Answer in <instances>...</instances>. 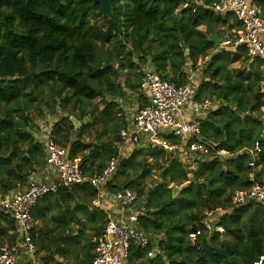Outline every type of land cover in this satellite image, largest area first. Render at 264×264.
Returning a JSON list of instances; mask_svg holds the SVG:
<instances>
[{"label":"trees","instance_id":"1","mask_svg":"<svg viewBox=\"0 0 264 264\" xmlns=\"http://www.w3.org/2000/svg\"><path fill=\"white\" fill-rule=\"evenodd\" d=\"M179 1L111 0L107 19L92 0H0V196L26 188L45 166L49 143L78 159L85 177L99 172L128 125L120 103L132 96L138 109L146 104L140 91L145 71L180 86L188 82L189 67L200 68L193 100L214 106L201 123V136L227 155L200 161L189 173L173 153L135 148L119 161L103 197L132 189L145 203L137 202L135 209L144 211L135 226L151 244L131 247L127 264H264V206L231 204L235 192L251 187V173L264 177L262 61L251 60L242 47L220 46L241 30L231 14L181 10ZM256 2L264 19V0ZM199 59L205 61L198 67ZM239 62L244 67H230ZM42 107L49 115L65 114L44 143L31 134L37 131L34 115L44 118ZM70 118L82 125L76 129ZM88 130L95 133L94 146L83 140ZM256 143L258 159L250 167L251 155L242 150ZM152 169L159 171L158 180L146 189L143 178ZM171 186L181 188L175 198ZM98 194L84 182L37 202L32 242L40 264H90L109 220L106 211L113 218L120 210L108 203L95 207ZM216 210L214 224L222 231L191 240L204 213ZM15 239L14 221L0 210V248ZM150 251L153 257H147Z\"/></svg>","mask_w":264,"mask_h":264},{"label":"built area","instance_id":"2","mask_svg":"<svg viewBox=\"0 0 264 264\" xmlns=\"http://www.w3.org/2000/svg\"><path fill=\"white\" fill-rule=\"evenodd\" d=\"M179 8L185 10L196 7L204 8L212 13L224 16L231 14L240 24L241 30L236 32L233 41H227L231 49L242 47L251 60H261L264 69V19L259 16L256 0H180ZM193 75L189 73L188 82L177 86L161 79L153 71H145L140 81V91L146 99V104L138 109L127 128L119 131L120 143L116 153L112 154L103 169L85 177L79 166V160H70L68 151L55 144L46 146L45 165L56 174L53 182H40L29 179L28 185L22 191L9 196H0V210L9 214L16 227L14 244L0 248V264H18L21 256L24 264H40L36 249L32 242L34 221L31 212L37 202L45 195L56 193L62 187H73L88 182L98 191V198L93 205L105 209V203L116 206L119 210L118 219L111 218L104 226L102 236L97 240L92 252L90 264H127L129 249H146L151 244L149 237L135 225L137 216L144 209L132 210L138 202L137 192L123 189L105 195V187L112 180L117 171L123 151L131 147L149 146L151 149H162L173 153L184 151L189 155L187 165L189 173L196 171L200 161L214 156H225V152H217L213 145L201 136V123L209 111L213 110V103L196 102ZM188 114V118L187 115ZM166 136L176 139L171 143ZM251 155L250 167L258 159L259 146L243 149ZM252 185L244 191H237L231 197V204L242 206L247 203H258L264 206V177L255 179V173L249 175ZM106 198V200H105ZM125 210L131 212L124 214ZM219 212V211H218ZM217 211H207L201 222V228L189 235L194 240L202 233L221 232V228L214 224L218 220ZM152 251L147 257H153ZM38 257V258H37ZM254 264H263L260 259Z\"/></svg>","mask_w":264,"mask_h":264},{"label":"rangeland","instance_id":"3","mask_svg":"<svg viewBox=\"0 0 264 264\" xmlns=\"http://www.w3.org/2000/svg\"><path fill=\"white\" fill-rule=\"evenodd\" d=\"M220 31L225 33L226 32V27L221 28ZM220 46L223 47L224 50L229 49V46L227 45V42H224L223 41L220 44ZM212 52L214 53L215 51H212ZM206 59H208V57ZM204 61H205V59H203V60L199 59L196 66H198V67L199 66H202V64H203ZM230 67L231 68H234V69H240V68L244 67V65H243V63L239 62V63H235V64L231 65ZM252 67H255V64ZM261 69H263V68H261ZM187 71H189L190 74L191 73L193 74V76H192L193 77V80H199L200 79V76H201L200 75L201 74L200 68H197L196 70H192L189 67V70H187ZM260 85H261V91H264V80L261 81ZM120 104H121V106H120L121 109L123 110L124 114L126 115V120L128 122L131 121V119L136 114V112L138 110V107L140 105V102L138 101L137 97L128 96ZM41 109H42V113L44 115V118H39L37 116V114L34 115V125H35L37 131L34 130L33 132H31V134H33L36 139H39L41 142L44 143L48 139L49 132H50V130L52 128V125L55 122H57L61 117L65 116V114H63V113H61V112L58 111L56 113V115H49V114L46 113V110L43 107ZM262 111H264V108H262ZM97 130L99 131L100 129L97 128ZM94 136H95V133L88 130V131H86L85 135L83 136V140L85 141V143H89L92 146H94V144H95ZM141 146L139 148L146 147L144 145H143V147H141ZM135 148H138V147H135ZM135 148L134 147H131L127 151H123V157L125 158V157L130 156L131 153L133 152V150ZM173 155L175 156V158H177L182 163L184 169L187 172H189L187 170V165H188V163L190 161V157L186 153V151H184L183 154H179V151H175V152H173ZM225 156H221V157H225ZM158 176H159V171H156V170L152 169L150 171V173L147 174L143 178V183H144L145 188L147 189V188L153 186V183L154 182L156 183V181L158 180ZM136 177L137 176L134 175V176H132V179L135 180ZM138 202L141 203V201H138ZM137 204L138 203H136V205L133 206L132 210H134L137 207ZM144 205H145V203L142 202L141 203V206L144 207ZM113 208L116 209V210H118V208L116 206H113ZM128 211L125 210L124 214H127ZM216 211H220V210H216ZM118 214L120 215L121 213H118Z\"/></svg>","mask_w":264,"mask_h":264},{"label":"crops","instance_id":"4","mask_svg":"<svg viewBox=\"0 0 264 264\" xmlns=\"http://www.w3.org/2000/svg\"><path fill=\"white\" fill-rule=\"evenodd\" d=\"M186 116L188 118V114ZM30 179L35 180V181H40V182H53L56 180V174L51 168H49L45 165V166H42L40 168H37L35 170V172L32 174V176L30 177ZM20 191H22V190L11 191L8 195L11 196V195H14ZM115 212H117V211H115ZM118 213H119V211H118ZM118 213L116 216L113 215L114 219L119 218ZM56 260L58 262H62V259L56 258ZM18 264H24V257L21 256V259H20Z\"/></svg>","mask_w":264,"mask_h":264},{"label":"water","instance_id":"5","mask_svg":"<svg viewBox=\"0 0 264 264\" xmlns=\"http://www.w3.org/2000/svg\"><path fill=\"white\" fill-rule=\"evenodd\" d=\"M93 3L98 4L99 9H98V15L101 16L102 18H107L109 19L112 15V6H111V0H92ZM169 1H179V0H169ZM72 121L73 125L75 128H79L82 123L75 120L74 118H70ZM87 118L85 119V123H87ZM170 189L172 190V197H176L178 192L180 191L181 188L171 186Z\"/></svg>","mask_w":264,"mask_h":264}]
</instances>
